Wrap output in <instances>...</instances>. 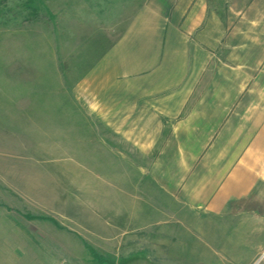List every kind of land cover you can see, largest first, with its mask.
I'll list each match as a JSON object with an SVG mask.
<instances>
[{
  "label": "rangeland",
  "instance_id": "obj_1",
  "mask_svg": "<svg viewBox=\"0 0 264 264\" xmlns=\"http://www.w3.org/2000/svg\"><path fill=\"white\" fill-rule=\"evenodd\" d=\"M145 2L0 0V264H59L48 241L1 239L7 217L78 233L91 253L63 264H264V167L249 196L189 206L81 88Z\"/></svg>",
  "mask_w": 264,
  "mask_h": 264
},
{
  "label": "crops",
  "instance_id": "obj_2",
  "mask_svg": "<svg viewBox=\"0 0 264 264\" xmlns=\"http://www.w3.org/2000/svg\"><path fill=\"white\" fill-rule=\"evenodd\" d=\"M81 88L160 191L187 205L216 212L263 179L264 0H146ZM40 220L29 232L7 217L1 239L87 261L78 233Z\"/></svg>",
  "mask_w": 264,
  "mask_h": 264
}]
</instances>
